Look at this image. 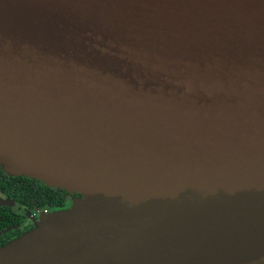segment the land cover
Masks as SVG:
<instances>
[{
  "label": "water",
  "instance_id": "1",
  "mask_svg": "<svg viewBox=\"0 0 264 264\" xmlns=\"http://www.w3.org/2000/svg\"><path fill=\"white\" fill-rule=\"evenodd\" d=\"M0 168V264H264V0H0Z\"/></svg>",
  "mask_w": 264,
  "mask_h": 264
},
{
  "label": "flooded vegetation",
  "instance_id": "2",
  "mask_svg": "<svg viewBox=\"0 0 264 264\" xmlns=\"http://www.w3.org/2000/svg\"><path fill=\"white\" fill-rule=\"evenodd\" d=\"M33 180L0 173V247L34 229L45 217L69 209L80 197L66 193L63 207H43L41 196L46 190Z\"/></svg>",
  "mask_w": 264,
  "mask_h": 264
},
{
  "label": "trees",
  "instance_id": "3",
  "mask_svg": "<svg viewBox=\"0 0 264 264\" xmlns=\"http://www.w3.org/2000/svg\"><path fill=\"white\" fill-rule=\"evenodd\" d=\"M0 173H3V171L0 168ZM6 176V175H5ZM21 178H27L24 175H19ZM36 183L40 184L41 187L46 190V192H42V196H41V200H42V205L43 207L49 205L52 206L53 208L55 207H63L64 206V196L66 195V193H69L65 190H62L60 188H52L49 187L47 185H45L44 183L38 181V180H33ZM77 194V193H76ZM79 195V194H78Z\"/></svg>",
  "mask_w": 264,
  "mask_h": 264
}]
</instances>
